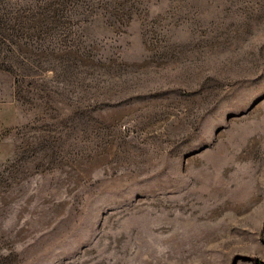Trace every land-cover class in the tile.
<instances>
[{
    "label": "rangeland",
    "instance_id": "obj_1",
    "mask_svg": "<svg viewBox=\"0 0 264 264\" xmlns=\"http://www.w3.org/2000/svg\"><path fill=\"white\" fill-rule=\"evenodd\" d=\"M0 264H264V0H0Z\"/></svg>",
    "mask_w": 264,
    "mask_h": 264
}]
</instances>
